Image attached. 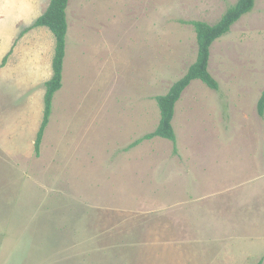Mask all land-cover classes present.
I'll return each instance as SVG.
<instances>
[{"label": "rangeland", "instance_id": "rangeland-1", "mask_svg": "<svg viewBox=\"0 0 264 264\" xmlns=\"http://www.w3.org/2000/svg\"><path fill=\"white\" fill-rule=\"evenodd\" d=\"M50 2L0 0V264H264V0L212 46L219 89L195 80L177 102L176 153L130 145L197 60L187 23L214 25L238 0H71L37 155V55L55 37L20 34Z\"/></svg>", "mask_w": 264, "mask_h": 264}, {"label": "trees", "instance_id": "trees-1", "mask_svg": "<svg viewBox=\"0 0 264 264\" xmlns=\"http://www.w3.org/2000/svg\"><path fill=\"white\" fill-rule=\"evenodd\" d=\"M70 1L71 0H51L45 13L42 14L31 27H28L20 34V37H22L34 28L46 27L55 37V54L52 61L53 75L51 79L45 83L44 116L35 141V151L37 155L40 153L44 133L50 122L55 94L63 87L64 61L69 29L67 10ZM255 5L256 0H238V2L230 7L214 25H210L203 21H192L187 23L193 26L197 35V60L188 69L185 76L172 85L166 95L156 97L161 114L158 127L154 132L136 140L130 145V148H134L144 141H150L158 137L171 141L174 144V152H177V134L173 126L177 102L181 99L183 92L195 80L202 81L212 90L219 89L218 81L209 72L212 46L217 40L229 34L232 27L244 16L250 14L254 10ZM11 54L12 52L3 59V64L7 63L8 57ZM257 110L259 116L264 117V92L258 101ZM259 264H262V262H259Z\"/></svg>", "mask_w": 264, "mask_h": 264}, {"label": "crops", "instance_id": "crops-1", "mask_svg": "<svg viewBox=\"0 0 264 264\" xmlns=\"http://www.w3.org/2000/svg\"><path fill=\"white\" fill-rule=\"evenodd\" d=\"M68 33H69V29H68ZM67 37H68V35H67ZM48 40H50V39H48ZM48 40H45L44 37H42V42L41 43L43 44V47H41V49L39 50L38 55H37L38 62H40L42 59L44 60V62H46L44 65L41 62L40 68L38 69V80L41 81L44 84L47 81H49L51 79L52 75H53L52 61H53L54 55L51 58L50 49H49L50 43H49ZM66 50H67V47H66ZM16 51H15V49L14 50L13 49L12 50L10 49L9 51L7 50V53L4 55L3 58H5L10 52H16ZM12 54L10 55L11 58H12ZM54 54H55V45H54ZM10 57H8V59ZM22 57H23V55H22ZM65 58H66V56H65ZM64 68H65V61H64ZM63 86H64V72H63ZM62 88H61V90H62Z\"/></svg>", "mask_w": 264, "mask_h": 264}]
</instances>
